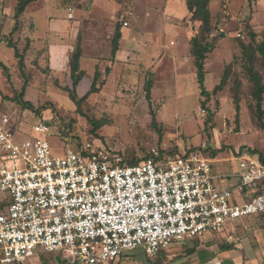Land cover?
<instances>
[{"label": "built area", "instance_id": "obj_1", "mask_svg": "<svg viewBox=\"0 0 264 264\" xmlns=\"http://www.w3.org/2000/svg\"><path fill=\"white\" fill-rule=\"evenodd\" d=\"M9 107L0 101V264H46L32 258L51 252L66 264H106L138 247L155 258L264 213V163L249 148L230 152L227 172H215L206 148L151 147L136 163L94 142L55 154L48 120L21 137Z\"/></svg>", "mask_w": 264, "mask_h": 264}, {"label": "rangeland", "instance_id": "obj_2", "mask_svg": "<svg viewBox=\"0 0 264 264\" xmlns=\"http://www.w3.org/2000/svg\"><path fill=\"white\" fill-rule=\"evenodd\" d=\"M134 1L124 0L126 11H119L116 14V26H121L122 20L130 21L133 24L134 20L141 21L140 24L137 23V26H140L142 32L147 36L144 37L134 31L135 41L132 43L136 42L141 49L140 58L142 61L135 59L129 67L121 71L120 75L114 74L106 86H101L99 92L90 94L87 99L80 102V111L70 99L68 92L53 83V79H56L63 86H72L69 70L62 73H54L52 69L49 70V51L47 49L50 42L48 37L32 38L29 28L27 30V24L24 26L25 29L22 28L10 35L8 32L12 29L13 20L3 30H0V60L9 68V75H7L0 67V90L3 91L4 96L9 97L7 99L0 97V101L6 100L3 103H11L9 109L12 115L13 131L18 132L21 137H27L25 132L34 122L41 119L48 120L54 133L50 141L55 154H63L67 144L74 146L86 142H94L98 146L114 150L122 158L137 160L147 157L151 147H158L163 151L173 153L189 148L197 150L206 148L204 152L207 154L216 152L215 172L229 171L228 155L236 148L262 150L264 148V129L258 124L255 100L252 96V83L244 68L245 59L242 57L241 44L252 41L251 32L256 33L255 41L264 39V0H210L209 9L213 34L223 31L226 36L208 54L205 64V86L209 91H213L225 72L228 73V79L221 91L212 93L207 107L204 108L201 107L204 97L200 93L193 61L184 60L186 63H180L181 53L182 51L186 53L189 50V44L184 40L179 41L181 39L179 37L188 38L187 32L188 34L190 32L197 34L200 22L191 20L190 12L176 17V21L172 23L178 28L177 30H180L177 34L167 31L162 41L165 45L171 44L170 46L177 50L180 57L178 56L177 60L172 57L170 60L163 58L162 61H165V64L158 63L156 66H152L150 64L156 60L151 58L149 63V57L155 54L156 50L159 51L160 47L158 45L146 49L143 42L145 39L157 41L158 37H161L159 33L163 29H160L158 23L148 25L146 21L144 22L142 13L148 6L146 0H139L136 4ZM157 1L163 2V5L166 6L171 3L180 5L186 0ZM62 2L69 3L68 0ZM70 7L73 6L68 8ZM177 8L175 5L171 7L173 10ZM178 9L176 10L177 15L182 13L180 8ZM54 11L52 8L40 12L30 9L25 13L28 18L32 16L31 19L36 27V36L42 35L47 28L45 15L54 13ZM59 12L60 9L56 11L57 15ZM134 13L135 16H132ZM102 14L106 15L104 10L100 15ZM1 16L4 15L0 9V18ZM138 18L139 20H137ZM61 27L66 28L65 24H62ZM23 29L24 32H22ZM130 29L133 27L131 26ZM10 36L17 41L21 50L25 47L26 42L31 40V46L25 54V78L21 77L13 50L7 46ZM139 41L140 44H138ZM173 41L178 42V45L175 46ZM127 45V41L122 43L124 49ZM133 47L132 49L135 50L133 53L138 54L137 47ZM106 49L107 45L105 44L104 50L106 51ZM159 54L164 55H162V51ZM190 56L193 57L192 54ZM84 59L82 67L86 71L85 77L91 81L94 76L92 73L94 68L90 66L91 59L88 57ZM46 69L48 74L44 73ZM256 69H260L259 71L264 74V70L259 64H256ZM117 77L118 81L116 82ZM103 78H105L104 72L99 78V83ZM23 86L26 87L23 95L24 100L31 101L35 107L38 106V103L47 107L40 114L30 109H21L20 105L11 99L22 90ZM78 95L79 97L83 96L80 93ZM236 95L239 98V111L236 110L234 102ZM53 117L64 120L63 124L55 126V121H50ZM92 119L103 120L104 125L98 130L92 131L93 127L89 122ZM208 120H210L209 124L206 123ZM230 184V181H226L219 183V186L229 187ZM2 205L3 202L0 201V207ZM257 216L255 214L239 218L235 224L241 221L246 222L248 218ZM262 216L264 215H259V222L264 223ZM215 233L217 232L207 234ZM126 254L127 260L133 264H152L141 247L127 251ZM43 257H46V264H66L63 254L60 252L39 253L32 258V261H42Z\"/></svg>", "mask_w": 264, "mask_h": 264}, {"label": "crops", "instance_id": "obj_3", "mask_svg": "<svg viewBox=\"0 0 264 264\" xmlns=\"http://www.w3.org/2000/svg\"><path fill=\"white\" fill-rule=\"evenodd\" d=\"M62 1L37 0L27 7L25 13L30 11V9L34 12L51 8L55 10L54 13H47L45 15L47 28L42 35L36 36V27L31 19L32 16L28 18L24 15L27 30L29 28V33L32 35V38L48 37L50 42L48 47L49 64L54 73L68 71L69 56L74 50V45L79 35L81 36L82 49L81 67L85 57L91 59L90 66L94 68L92 71L93 75L97 68L101 76L104 72L105 78L101 82H104L103 85L105 86L114 74L118 73L120 75L121 71L129 67L132 61L134 62L135 59L142 61L140 58L141 49L136 42L132 43V41H135V37L133 36L134 31L142 34L144 37L147 36L142 32L140 26H137V23L140 24L141 21L134 20L133 24L130 21L122 20V25L116 26V14L119 11H126L124 0H68L69 3L67 4H64ZM137 1L139 0H135L134 3L136 4ZM146 1V5L148 6L144 8L142 13L144 22L146 21L148 25L158 23L160 29H163L159 33L161 37H158L157 41L145 39L143 42L146 49L151 46L159 45L160 47L159 51L156 50V53L149 57V63L151 58L156 60L150 65L156 66L158 63L165 64V61H162L163 58L170 60V57H172L177 60L179 56L177 50L171 47V44H163L162 38L167 34V31L177 34L180 30H177L178 28L172 22L176 21V17H181L185 12H190L186 1L180 5L171 3L166 6L163 5V2H158L157 0ZM14 5L15 0H0V9L3 15L9 16L5 26L13 20L12 29L15 25V20L12 17ZM172 5L180 8L182 13L177 15L176 10L178 8L173 10L171 9ZM69 6L74 7H72L73 18L68 17ZM59 9L60 12L57 15L56 11ZM103 10L106 13L105 16L103 14L100 15ZM132 16H135V13ZM131 19L133 20V18ZM125 21L128 22L127 25L124 24ZM62 24H65L66 28H62ZM131 26L133 29H130ZM118 27L120 28L121 37L118 50L112 56L113 37ZM24 29L22 32L25 31ZM194 35V32H190V34L187 32L188 38H184V36L179 37L181 38L179 41L184 40L185 43L187 42L189 44V50L186 53L183 51L181 53L182 60L180 63L193 61L194 58L190 56V40ZM124 41L128 42L126 49L122 46ZM173 43H175V46L178 45V42L173 41ZM105 44L107 45L106 51L104 50ZM138 44H140V41ZM149 44L150 46H148ZM133 46L137 47L138 54L133 53L135 51ZM161 51L162 55L164 54L163 56L159 54ZM106 68L110 69L108 75L105 73ZM85 76L77 87V91L81 96L87 92L92 82V80L90 81ZM83 81L84 83L82 84ZM117 81L118 77L116 79ZM262 218L264 219V216ZM235 221L229 223L220 232L206 234L198 239L189 240L186 243L173 242L168 248L161 250L157 257H147L152 261V264H264V223L259 222V215L256 218H248L246 222L241 221L235 224ZM125 256H127L126 252L116 260L106 264H133Z\"/></svg>", "mask_w": 264, "mask_h": 264}, {"label": "trees", "instance_id": "obj_4", "mask_svg": "<svg viewBox=\"0 0 264 264\" xmlns=\"http://www.w3.org/2000/svg\"><path fill=\"white\" fill-rule=\"evenodd\" d=\"M37 0H15V5L13 8V19L15 20V25L10 32V35H13L15 32L20 31V29L24 28L25 26V11L27 7ZM188 9L191 13V20L199 21L200 27L199 32L195 34L191 40V48L190 53L193 55V63L196 69V75H197V81L200 88L201 96L204 97V99L201 101V107H207V103L210 101L212 93H217L218 91H221L225 84L227 83L228 79V73L225 72L224 75L221 78V81L219 84L215 86L213 91H209L205 86V76H206V69L205 64L206 60L208 59V54L211 53L214 48L216 47V44L222 40L226 35L223 31H218L217 33L213 34V27L211 24V11L209 9L210 0H186ZM9 16L5 15L0 20V30H3L5 23ZM121 37L120 28L118 27L116 30V33L113 37V48H112V56L116 54V51L118 50V44ZM256 33L251 32V39L252 41L249 43H242V57L245 59L244 68L248 75V79L252 83V96L255 100V109L258 117V124L261 128L264 129V108H263V95H264V80L263 75L261 71L256 69V64H259L261 69L264 70V39L262 41H255ZM255 41L254 43H252ZM31 40L29 39L26 42L25 47L21 50L18 46L17 41L13 37H9L7 41V46L13 50L14 56L18 61V66L20 70V74L22 78L26 77V64H25V54L28 51V49L31 46ZM49 51V49H47ZM81 55H82V49H81V36L79 35L77 37L76 43L74 45V50L69 56V64H68V70H69V76L72 82V86H63L60 84V82L56 79H53L54 85H56L58 88L65 90L68 92L70 99L74 102V104L77 106V110H81L80 102L87 99V97L92 94L99 92L101 89V86H103L104 82L99 83V78L101 77V74L99 72V69L97 68L91 85L87 92L82 96L79 97L77 93V87L82 80V78L85 76L86 72L81 67ZM49 65V63H48ZM0 67L3 69L4 73L9 75V68L0 60ZM49 70H51L49 66ZM45 74H48L47 69L44 70ZM106 75L110 73V69L106 68L105 70ZM29 77V76H27ZM26 87L23 86L22 90L15 95L12 100H15L19 105L21 109H30L35 111V113L40 114L42 110L46 109L47 107L44 104L38 103V106L35 107V105L31 101H26L23 99V95L25 93ZM0 97L2 99H7L9 97L4 96L3 91L0 90ZM2 105H7L8 102L3 103ZM236 110L239 111V98L236 95L234 99ZM11 103H8V105ZM52 121L54 122V125L60 126L63 124L64 120L60 118H52ZM91 123L93 130L96 131L99 128H101L104 125L103 120H89ZM206 123H210V120L206 121ZM83 143H78V145H82ZM253 153L257 154L259 156V159L264 163V148L262 150L257 149H251L249 148ZM163 151V150H162ZM216 152L210 153L211 156L215 157ZM148 155V153H147ZM123 160L127 161L128 163H136L139 160L132 158L128 159L127 157H123ZM264 190L260 188L258 190V193L263 192ZM123 255V254H122ZM121 255V256H122ZM42 261H46V257H43L41 259Z\"/></svg>", "mask_w": 264, "mask_h": 264}]
</instances>
